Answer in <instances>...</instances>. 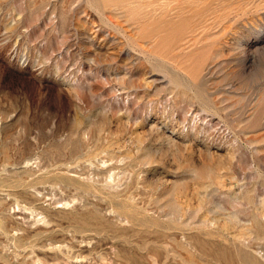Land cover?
I'll list each match as a JSON object with an SVG mask.
<instances>
[{
    "label": "rangeland",
    "instance_id": "1",
    "mask_svg": "<svg viewBox=\"0 0 264 264\" xmlns=\"http://www.w3.org/2000/svg\"><path fill=\"white\" fill-rule=\"evenodd\" d=\"M0 264H264V0H0Z\"/></svg>",
    "mask_w": 264,
    "mask_h": 264
}]
</instances>
